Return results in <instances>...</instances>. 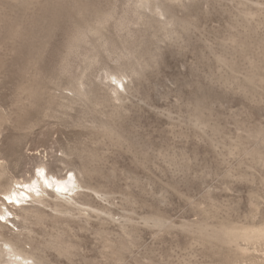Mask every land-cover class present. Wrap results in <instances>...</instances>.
Returning <instances> with one entry per match:
<instances>
[{
	"label": "rangeland",
	"instance_id": "374dc122",
	"mask_svg": "<svg viewBox=\"0 0 264 264\" xmlns=\"http://www.w3.org/2000/svg\"><path fill=\"white\" fill-rule=\"evenodd\" d=\"M0 166L84 186L0 193L29 263L263 264L264 0H0Z\"/></svg>",
	"mask_w": 264,
	"mask_h": 264
},
{
	"label": "bare ground",
	"instance_id": "6f19581e",
	"mask_svg": "<svg viewBox=\"0 0 264 264\" xmlns=\"http://www.w3.org/2000/svg\"><path fill=\"white\" fill-rule=\"evenodd\" d=\"M109 77L111 79L113 78L115 81L118 80L117 82H119V80H120V79H118L119 76L116 77L114 74H110ZM123 89H124V86H123ZM36 171L37 172L35 173V175L29 181H24V183L20 184L21 186H24L25 190L22 188H19V187H17V189L14 188L12 190V185H11L7 190L0 192L3 194L2 196H5L8 198L7 199L8 203H11V202L15 203L16 202V204L17 203L20 204V203L25 202L26 198L31 199L33 194L39 195L40 193L43 192L42 185L50 186L59 193H64L65 191L74 192L78 188H80V189L84 188V186L77 179L75 173L72 172L71 170L68 171L69 174L66 175L65 177H57L53 173H51V175L48 174L45 166H38ZM12 181H14V180H12ZM16 182L17 181H15L14 183H16ZM61 195H63V194H61ZM46 197H47V199L38 198L34 202L37 204H42L44 206L54 207L56 209H58V208H66V209L77 208V209H80L85 204L81 200V198H79V197L78 198H75V197L66 198L67 201H65L64 203L57 201L58 198L53 197V195L50 193H47ZM5 205H6L5 201L3 199H0V217L9 222L10 219L6 218V216H8L7 215L8 211L5 208ZM16 216H18V215H16ZM10 223L12 224V226H15V223H12V221H10ZM4 228H5L4 225H2L0 223V240L2 242V245L4 246V248L0 247V256L4 258V261L2 260L3 262L2 263L0 262V263L1 264H35L34 263L35 261L34 262L32 261L31 263H29L30 261H28V260L31 258V256L28 257L26 255V253H24L22 250H20L14 242L5 238ZM260 232L261 233H259V234L264 236V229L261 230ZM236 234H238V233H236ZM248 234H247V236H248ZM253 234L250 236H254ZM245 236H243V237H245ZM250 236H248L247 238H249ZM247 238H246V241H247ZM249 242H250V240H249ZM6 258H7V260H6Z\"/></svg>",
	"mask_w": 264,
	"mask_h": 264
},
{
	"label": "snow or ice",
	"instance_id": "6c2138e0",
	"mask_svg": "<svg viewBox=\"0 0 264 264\" xmlns=\"http://www.w3.org/2000/svg\"><path fill=\"white\" fill-rule=\"evenodd\" d=\"M5 199H8L7 197H5Z\"/></svg>",
	"mask_w": 264,
	"mask_h": 264
}]
</instances>
